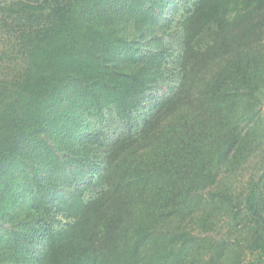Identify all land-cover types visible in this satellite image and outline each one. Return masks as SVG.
<instances>
[{"label":"trees","instance_id":"1","mask_svg":"<svg viewBox=\"0 0 264 264\" xmlns=\"http://www.w3.org/2000/svg\"><path fill=\"white\" fill-rule=\"evenodd\" d=\"M263 107L264 0H0V264H264Z\"/></svg>","mask_w":264,"mask_h":264},{"label":"rangeland","instance_id":"2","mask_svg":"<svg viewBox=\"0 0 264 264\" xmlns=\"http://www.w3.org/2000/svg\"><path fill=\"white\" fill-rule=\"evenodd\" d=\"M260 115L264 117V107L260 111ZM264 148V143L262 145ZM264 156V152L262 150L254 152L253 156L248 160V162H244L237 171L232 174L233 181H231L232 185H235L237 188L246 187V183L251 177V175L258 174V170H261L264 165L261 161V157Z\"/></svg>","mask_w":264,"mask_h":264}]
</instances>
